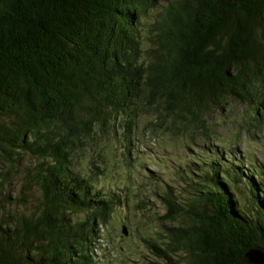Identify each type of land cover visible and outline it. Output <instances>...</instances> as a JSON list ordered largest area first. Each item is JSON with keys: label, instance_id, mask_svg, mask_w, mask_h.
<instances>
[{"label": "trees", "instance_id": "trees-1", "mask_svg": "<svg viewBox=\"0 0 264 264\" xmlns=\"http://www.w3.org/2000/svg\"><path fill=\"white\" fill-rule=\"evenodd\" d=\"M163 1L142 38L157 0H0V264H99L118 200L98 189L102 174L74 165L86 142L118 131V159L136 161L144 111L150 128L182 139L215 134L214 114L232 102L252 120L264 109V0ZM207 164L190 180L184 226L161 245L144 240L145 264H255L246 253H264L260 173L218 154ZM161 200L166 220L183 212L172 190Z\"/></svg>", "mask_w": 264, "mask_h": 264}, {"label": "rangeland", "instance_id": "rangeland-1", "mask_svg": "<svg viewBox=\"0 0 264 264\" xmlns=\"http://www.w3.org/2000/svg\"><path fill=\"white\" fill-rule=\"evenodd\" d=\"M163 3V0H157L156 6L142 19L139 25L142 38L148 34L154 14ZM143 45L147 46L145 42ZM253 113L251 108L232 102L223 114H214L211 129L215 134L209 137L187 134L186 138L180 139L175 136L178 133L167 126L150 128V124L155 123L154 115L144 111L138 120L137 144L132 142L138 151L136 161L125 157L118 159V152L126 149L118 131L102 133L95 142H86L83 149L74 154V165L87 168L93 178L102 174L96 177L98 189L107 196L114 194V200H118L113 204L107 226L100 228L102 240L95 250L98 263L145 264L151 260L153 256L144 240L161 245L167 238V227L184 226L189 217L185 211L190 205V180H197L194 172L201 176L202 172L210 170L207 163L214 155L218 154L221 162L228 165L232 161L249 162L258 170L264 184V109L255 111L256 120L251 118ZM152 130L157 133L146 132ZM99 151H102L103 161L98 158L97 163H101L92 164ZM29 162L26 158L21 164L27 166ZM94 165L103 171L97 172ZM18 181L16 177L15 190L19 188ZM236 186L239 191L235 194L244 199L247 196L244 182ZM170 190L183 207V212L175 216L174 221L164 218L167 210L161 200V195ZM240 198L239 202L243 203ZM122 224L128 229L127 235L121 233Z\"/></svg>", "mask_w": 264, "mask_h": 264}, {"label": "water", "instance_id": "water-1", "mask_svg": "<svg viewBox=\"0 0 264 264\" xmlns=\"http://www.w3.org/2000/svg\"><path fill=\"white\" fill-rule=\"evenodd\" d=\"M121 232L127 235V228L125 225L121 226ZM245 260L249 263L264 264V253L261 251L250 250L246 253Z\"/></svg>", "mask_w": 264, "mask_h": 264}]
</instances>
